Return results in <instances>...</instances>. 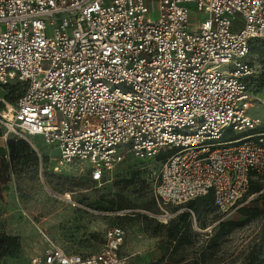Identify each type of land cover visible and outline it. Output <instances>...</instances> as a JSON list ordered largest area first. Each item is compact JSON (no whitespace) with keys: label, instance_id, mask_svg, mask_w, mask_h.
Segmentation results:
<instances>
[{"label":"built area","instance_id":"obj_1","mask_svg":"<svg viewBox=\"0 0 264 264\" xmlns=\"http://www.w3.org/2000/svg\"><path fill=\"white\" fill-rule=\"evenodd\" d=\"M190 4L207 16L191 21ZM253 39L264 0H0V84L23 83L0 108L5 138L41 136L97 183L127 155H163L162 201L210 192L235 208L264 176V131L247 113L264 102L250 87ZM124 236L111 226L85 255L49 240L29 264H126Z\"/></svg>","mask_w":264,"mask_h":264},{"label":"rangeland","instance_id":"obj_2","mask_svg":"<svg viewBox=\"0 0 264 264\" xmlns=\"http://www.w3.org/2000/svg\"><path fill=\"white\" fill-rule=\"evenodd\" d=\"M189 6L191 21L207 16ZM249 59L256 69L250 87L264 99L263 40L250 42ZM22 90L18 81L0 84V108ZM247 113L259 118L256 130L264 131V102L255 100ZM230 134L227 129L225 136ZM9 144L0 165V238L14 242L0 249V264H29L49 240L67 252H96L106 229L116 225L125 230L118 252L126 264H264V176L252 178L260 188L235 208L221 211L202 201L196 210L155 195L158 156L127 155L97 183L90 180L88 166L60 164L57 151L41 136L10 135ZM169 229L178 239L169 240Z\"/></svg>","mask_w":264,"mask_h":264},{"label":"trees","instance_id":"obj_3","mask_svg":"<svg viewBox=\"0 0 264 264\" xmlns=\"http://www.w3.org/2000/svg\"><path fill=\"white\" fill-rule=\"evenodd\" d=\"M261 86L264 88V70L263 72L261 73ZM21 93V92H20ZM16 99V98H15ZM14 102V101H13ZM7 144H8V151H10V144H9V139L7 140ZM163 155H159L158 158L161 159ZM260 183H258L256 180H253L251 179L250 180V183H249V187H248V190L246 192L245 195L247 194H250L251 192L253 191H257L259 188H260ZM244 195V196H245ZM209 202L210 204L213 205L212 203V195L211 193H207L206 195H203V196H200V197H197V198H194V199H191L189 201H187V205L188 207L191 209V208H194L197 210V203L199 202ZM214 206V205H213ZM215 207V206H214ZM184 216L185 218L189 219V215H190V211L186 210L184 211ZM190 220V219H189ZM167 235H168V238L170 241H173L175 239H178V236H177V232H174L172 229H169L168 232H167ZM10 242H14V238H11V237H6L4 239L0 238V249L2 248L3 245L5 244H8ZM179 242H184L183 240H180Z\"/></svg>","mask_w":264,"mask_h":264},{"label":"crops","instance_id":"obj_4","mask_svg":"<svg viewBox=\"0 0 264 264\" xmlns=\"http://www.w3.org/2000/svg\"><path fill=\"white\" fill-rule=\"evenodd\" d=\"M33 136H36V135H33ZM7 140L8 139L5 138V129L0 124V165L8 157V154H9Z\"/></svg>","mask_w":264,"mask_h":264},{"label":"bare ground","instance_id":"obj_5","mask_svg":"<svg viewBox=\"0 0 264 264\" xmlns=\"http://www.w3.org/2000/svg\"><path fill=\"white\" fill-rule=\"evenodd\" d=\"M8 107H9V109L11 108V105H10V103H8Z\"/></svg>","mask_w":264,"mask_h":264}]
</instances>
